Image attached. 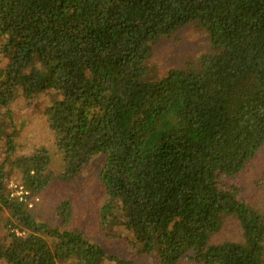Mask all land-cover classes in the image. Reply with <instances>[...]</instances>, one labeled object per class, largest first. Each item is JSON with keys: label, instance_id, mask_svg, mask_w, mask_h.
Masks as SVG:
<instances>
[{"label": "trees", "instance_id": "trees-1", "mask_svg": "<svg viewBox=\"0 0 264 264\" xmlns=\"http://www.w3.org/2000/svg\"><path fill=\"white\" fill-rule=\"evenodd\" d=\"M189 24L207 32L209 52L160 75L154 46ZM0 35V108L14 87L61 95L44 108L64 155L59 177L72 183L105 156L99 215L114 225L123 213L136 255L264 264V197L246 193L251 179L261 187L264 164V0H0ZM12 156L27 198L39 196L55 177L48 149ZM12 173L0 161L11 223L0 264H134L94 241L70 200L60 225L11 196ZM228 223L238 240L221 235Z\"/></svg>", "mask_w": 264, "mask_h": 264}, {"label": "rangeland", "instance_id": "rangeland-1", "mask_svg": "<svg viewBox=\"0 0 264 264\" xmlns=\"http://www.w3.org/2000/svg\"><path fill=\"white\" fill-rule=\"evenodd\" d=\"M5 37L0 35V73L6 65V59L1 55V45ZM209 52V37L206 31L193 25H186L172 37L159 41L149 62L156 68L157 73L164 74L169 68H188L192 66L202 53ZM56 91L49 90L37 96H27L21 87H14L13 98L4 108H0V161L6 162L8 170L14 178L7 183L10 189L11 182H21L14 170L12 162L16 159L12 154H31L39 146L48 149L50 156L49 168L55 175L52 182L40 193L32 211L52 224L62 221L55 214L63 200H70L75 206L78 225L92 235L94 241H99L114 257L133 261L134 264H158L153 256L136 255L129 242L126 231L123 232L124 216L121 211L117 213L116 224L110 223V218L103 221L99 213L105 201L99 177L105 163L103 154L96 155L82 170L72 183L61 181L59 175L65 167L64 155L57 146L58 134L51 130L46 123L45 106L61 97ZM58 95V97H57ZM12 132L13 137L8 140L6 135ZM10 143L12 146H10ZM10 147L12 151L9 152ZM264 149V147L262 148ZM264 164L256 169L254 177L261 180V187L254 184L252 179L248 183L250 190L246 189L247 196L252 202H258L259 196L264 197ZM262 190L257 193V190ZM79 226V227H80ZM11 223L8 215L0 213V237L8 233ZM228 239L238 240L239 231L235 224L228 223L221 231V235ZM188 258L178 264H189ZM61 264V263H59ZM62 264H73L63 262ZM104 264H114L105 261Z\"/></svg>", "mask_w": 264, "mask_h": 264}, {"label": "built area", "instance_id": "built-area-1", "mask_svg": "<svg viewBox=\"0 0 264 264\" xmlns=\"http://www.w3.org/2000/svg\"><path fill=\"white\" fill-rule=\"evenodd\" d=\"M10 195L18 197L19 200L26 201L29 207H32L38 201V197H34L33 195V198L28 199L27 196L30 195V192L18 181L10 183Z\"/></svg>", "mask_w": 264, "mask_h": 264}]
</instances>
